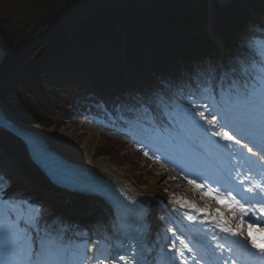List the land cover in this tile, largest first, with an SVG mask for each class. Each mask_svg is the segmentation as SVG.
Returning a JSON list of instances; mask_svg holds the SVG:
<instances>
[{"label":"trees","instance_id":"1","mask_svg":"<svg viewBox=\"0 0 264 264\" xmlns=\"http://www.w3.org/2000/svg\"><path fill=\"white\" fill-rule=\"evenodd\" d=\"M208 3L0 0V47L7 51L0 68V99L13 100L24 124L59 129L85 120L98 125L97 155L119 158L162 182L169 178L170 166L120 129L132 131V120L145 125L149 116L159 126L150 99L166 94L170 102H183L198 85L202 88L206 70L222 68L241 55H264V0H212L217 11L213 32L229 51L223 64L208 36ZM13 185L0 173V186L9 191ZM188 185L205 206H220L203 196L197 184ZM12 202L34 204L15 197ZM34 207L43 213L42 227L58 215L54 203Z\"/></svg>","mask_w":264,"mask_h":264},{"label":"snow or ice","instance_id":"2","mask_svg":"<svg viewBox=\"0 0 264 264\" xmlns=\"http://www.w3.org/2000/svg\"><path fill=\"white\" fill-rule=\"evenodd\" d=\"M206 74L208 78L200 83L208 92L209 102L214 106L218 104L216 111L224 122L223 126L234 128L241 139L229 132L217 131L216 135L240 145L242 152L246 150L250 154L244 157L248 169L239 184L243 202L237 200L228 189H225V194L222 195L218 189L208 188L205 191V186L197 185L203 196H210L214 203L220 206L213 209L204 208L191 200H186V204L209 218L214 230L219 229L236 239L232 240L228 247L219 243L205 247L199 241L189 247L188 243L180 240L182 247L177 249L176 243L173 242L172 248L178 252L183 264H188L186 254L194 264L206 260V257V264H264V227H258L264 225V57L241 55L223 68L206 70ZM199 90L198 85L197 91ZM170 100L171 97L166 94L158 95L153 103L162 107L171 106ZM200 116L211 125L218 123L215 114L211 120H208L203 112ZM177 134L180 135L179 132ZM181 139L191 142L187 136H181ZM244 140L248 143H244ZM249 144L259 151L253 152V147ZM245 181L248 182V187H244ZM250 193L255 194L253 199L262 205L261 207L250 205L247 199ZM13 199L10 192L0 186V264H87L89 255L86 250L74 252L65 243L64 233L54 227L49 228L46 224L42 227V212L37 214L35 207L28 209L24 204L16 205L12 202ZM228 212L232 213L231 218L226 216ZM246 216L248 220L244 219ZM188 218L193 219L192 216ZM233 221H239L238 226H234ZM257 231L262 235L258 237ZM212 239L216 240L218 237L214 235ZM224 239L227 241L228 237ZM200 247H205V255L200 256L198 260L194 249ZM120 259L123 260V257ZM172 260L175 264L176 256H173ZM96 264H101V261L97 260Z\"/></svg>","mask_w":264,"mask_h":264},{"label":"bare ground","instance_id":"3","mask_svg":"<svg viewBox=\"0 0 264 264\" xmlns=\"http://www.w3.org/2000/svg\"><path fill=\"white\" fill-rule=\"evenodd\" d=\"M209 3L212 4L211 0H209ZM0 110L12 118L8 104L1 99ZM193 118L195 124L190 128V133L182 132L179 135L180 145L185 148L182 149L177 145L174 147L176 150L175 155L178 158L177 163H179L183 171L197 175L204 181L207 180L216 185L224 184L226 189L231 188V180L240 182L244 179L243 174L246 172V169L244 162H242L243 160L240 159V155L246 150L242 152L240 145H235L224 140L222 136H217L216 131L213 130V125L203 123L194 116ZM13 121L29 130L31 133L40 136L46 146H50L59 155H62L69 161L75 162L82 167H87L93 172L99 173L103 177L110 178L116 185L122 187L128 195L137 199L140 208L143 209L145 214V220L151 238L148 247V251L151 253L149 262H153L155 254H157L155 248V242H157L159 245L158 249L162 252V257H169L170 263L173 264L172 258L175 254L173 252L172 243L175 241L172 236V225L166 218L165 213L162 212L161 205H159V201L162 202V204H167L168 200L163 194V189L158 186V184L154 182H144L140 176H135L126 167H121L109 156L97 157L96 146L94 144L95 133H89L83 129L80 130L73 123H67L68 125L66 124L60 129H55V127L45 129L40 125H23L17 118H13ZM229 133L235 136L234 133ZM181 136L189 137L191 142L182 140ZM196 138L204 140V149H197L195 145ZM164 141L166 144H171L172 142L170 139H165ZM187 143L190 145H187ZM225 145H227V147H225ZM0 147L4 148L7 153V159L4 160V163L8 161H11L12 164L13 162L16 163V168L23 170H19L23 180L26 179L31 181L32 179L36 181L39 186L45 187L51 195L54 194V191L59 195L62 194L58 189L48 187L40 171L32 168L33 164L30 161L27 148L22 142L8 134L0 132ZM1 160L0 163L3 164ZM186 200L189 199H185L181 206H172V209L185 220L190 229L197 233H201L202 229L213 226L211 220L203 213L188 207ZM73 201H75L73 206L75 205L80 209L83 207V209H81L82 211L90 213L93 211V213H95L96 216L90 217L92 218V224L99 221L98 224L95 225V228H98L99 233H101V242L100 244L96 243L92 249L91 254L93 257L88 264H96L97 260H100L101 264H107L109 262L107 252L112 245L110 232L108 231L109 224L107 215L108 212L111 211L103 201L88 196H75ZM194 203L203 207L197 201ZM254 204L256 207H261L257 202ZM189 216H192L193 219H189ZM156 228H158L159 233L156 232ZM261 235L262 233L257 236L259 237ZM151 240H155L154 243L151 242ZM178 255L177 253L175 264H180Z\"/></svg>","mask_w":264,"mask_h":264},{"label":"rangeland","instance_id":"4","mask_svg":"<svg viewBox=\"0 0 264 264\" xmlns=\"http://www.w3.org/2000/svg\"><path fill=\"white\" fill-rule=\"evenodd\" d=\"M204 94L207 96L202 101H200L199 99H197V101H194V100L190 101L191 103L190 108H185L183 107V105L180 106L177 103H172L170 104L171 106H164L163 107L164 111L162 113V116H164V119H165L163 129L159 130L158 128L154 127V130L151 131L149 135H147L146 133L147 131H144L143 128L139 126L138 123L137 124L133 123V127L135 128V131L137 132H132L131 135L134 136L135 139L137 140L140 139L141 141L145 142L147 144V147L150 148L154 153L159 154V155L163 154L167 162L171 164L172 163L176 164V171L171 173L170 178L165 179L164 181L162 180L161 182L158 179H155L153 177L150 178V176H146L140 170H137L134 166L130 165L129 163L127 164L125 162L120 161L119 158L116 159V158H112L109 156L116 163H118V165H120L121 167H126L135 176H140L141 179L144 180V182L146 183L154 182L158 184V186H160L163 189V194L167 197V200H168L167 206L169 208H173L172 206H181L185 201V200H181L180 199L181 197L192 200L194 202L197 201L199 204H201V206L206 208L198 198H194L193 195H191L190 193L191 187L190 185H188L187 179L194 181L198 184H203L204 186H206V188L210 187L211 189H214V190L218 189L219 191H221L219 187H217V185H213L214 183L203 181L199 176L193 175L192 173H189L186 171L183 172L182 169L180 168L181 166L179 165V163H177V158L176 159L174 157L171 158V156H174L173 153H176L175 148H174L175 145L180 144L179 135L177 133L178 132L179 133H182V132L190 133L189 132L191 130L190 128L195 124V120L193 116L195 118H198L199 121L209 124L203 117L200 116L201 112L204 113V115L208 118V120H211L214 114L217 116L218 123L214 125L215 127L214 131L228 132V129H225L224 127H222L221 130H218L216 128L222 123H224L223 120L220 119L219 112L216 111L218 104L214 106L213 104L209 102L207 90ZM6 104L9 105L11 112H14L13 101L8 100ZM193 109L195 110V112H193ZM148 120H149V124H152V121L150 119ZM169 122L171 123V127H169ZM73 124L77 126V128L80 130L83 129L89 133H95L94 144L96 146V151H97V148L100 145L99 142L101 139V133H100L98 126L94 123L92 124L85 120L82 122L81 126L77 125L76 123H73ZM165 137L166 139H170L172 141L171 144H166V142L164 141ZM195 140H196L195 145L197 147L198 145L200 146L199 150L204 149V140L200 138H196ZM187 145H190V144L187 143ZM180 148L183 149L185 147L180 146ZM97 157H101V156L97 155ZM29 191H31L32 193L34 192L30 188H29ZM29 193L30 192H27L26 194H29ZM32 193L30 194L32 195ZM26 194H19V195H23L26 199H29L30 195L26 196ZM38 196L39 195L33 197V199H35V201L40 200L41 195L39 197ZM58 212L60 213V216H62L61 212L60 211ZM226 216L231 218L232 213H226ZM244 219L248 220V217L246 216L244 217ZM233 224L235 226H238L239 221H233ZM52 227L56 228L57 230L61 232L71 229V225L62 227L59 218H57L55 222H53V226L49 228H52ZM258 227H262V226H258ZM259 234L261 233L257 231L256 235H259ZM65 243L69 245L68 239H66V237H65ZM94 246L95 244L93 243L92 238L88 237L81 244H78V246L76 247L70 246V247L72 248V250L76 248V250H73V251L77 253L81 249L86 250L89 255V260L87 261V264H88L93 257L91 253H92V249L94 248ZM155 248H156L157 254H155L154 259L155 260L162 259L163 257H162L161 252L158 249V246L155 245ZM165 261L170 262L168 259ZM156 264H163V263L158 261Z\"/></svg>","mask_w":264,"mask_h":264},{"label":"water","instance_id":"5","mask_svg":"<svg viewBox=\"0 0 264 264\" xmlns=\"http://www.w3.org/2000/svg\"><path fill=\"white\" fill-rule=\"evenodd\" d=\"M6 55H7V51L3 47H0V68H1V65H2ZM0 132H2L3 134L4 133L8 134V135L16 138L19 141H20V139L16 136H19V137L31 136V138H33L34 141L39 140L41 142V144L45 145L44 141H42L40 136H37L34 133H31L29 130L23 128L22 126L14 123L12 121V119L8 115H6L4 112H2L1 110H0ZM0 160L3 163V164H1V163L0 164L4 165V159L0 157ZM29 184L31 186H33V188L36 191L45 192L44 189L41 186H38L35 182L30 181Z\"/></svg>","mask_w":264,"mask_h":264}]
</instances>
